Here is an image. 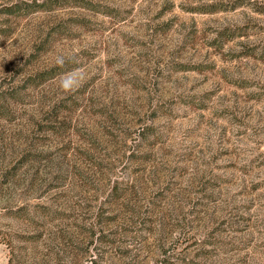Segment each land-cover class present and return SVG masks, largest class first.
I'll return each mask as SVG.
<instances>
[{
    "label": "rangeland",
    "instance_id": "1",
    "mask_svg": "<svg viewBox=\"0 0 264 264\" xmlns=\"http://www.w3.org/2000/svg\"><path fill=\"white\" fill-rule=\"evenodd\" d=\"M169 222L264 264V0H0V264H162Z\"/></svg>",
    "mask_w": 264,
    "mask_h": 264
},
{
    "label": "trees",
    "instance_id": "2",
    "mask_svg": "<svg viewBox=\"0 0 264 264\" xmlns=\"http://www.w3.org/2000/svg\"><path fill=\"white\" fill-rule=\"evenodd\" d=\"M173 223H168L164 228V231L161 233V237L159 238L160 242L157 245L159 253L158 260H161L162 264H174L173 259L176 258V250L179 248V239L177 237H172ZM157 230V228H155ZM175 238V239H174ZM185 240H189L188 238H184ZM188 255L185 257H177L180 260H184L186 264H202L198 261L187 259Z\"/></svg>",
    "mask_w": 264,
    "mask_h": 264
}]
</instances>
